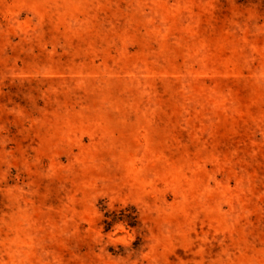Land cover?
Wrapping results in <instances>:
<instances>
[{"label": "rangeland", "instance_id": "rangeland-1", "mask_svg": "<svg viewBox=\"0 0 264 264\" xmlns=\"http://www.w3.org/2000/svg\"><path fill=\"white\" fill-rule=\"evenodd\" d=\"M0 264H264V0H0Z\"/></svg>", "mask_w": 264, "mask_h": 264}, {"label": "trees", "instance_id": "trees-1", "mask_svg": "<svg viewBox=\"0 0 264 264\" xmlns=\"http://www.w3.org/2000/svg\"><path fill=\"white\" fill-rule=\"evenodd\" d=\"M107 226H110V223L109 222H106Z\"/></svg>", "mask_w": 264, "mask_h": 264}]
</instances>
